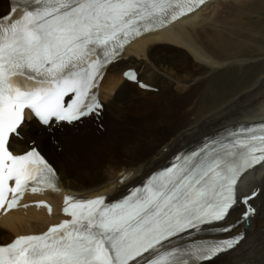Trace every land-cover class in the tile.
<instances>
[{
	"label": "snow or ice",
	"instance_id": "6c2138e0",
	"mask_svg": "<svg viewBox=\"0 0 264 264\" xmlns=\"http://www.w3.org/2000/svg\"><path fill=\"white\" fill-rule=\"evenodd\" d=\"M203 3L9 0L0 13V206L11 209L26 186L36 191L57 179L34 142L12 150L28 114L45 131L99 114L104 105L93 89L121 62L128 38ZM123 76L150 87L134 69ZM258 165H264V133L206 135L194 150L175 154L170 166L136 179L127 170L120 179L131 186L124 184L116 198L66 196L63 212L70 218L0 245V264H217L246 238L236 228L249 223L258 193L241 198L236 185Z\"/></svg>",
	"mask_w": 264,
	"mask_h": 264
},
{
	"label": "bare ground",
	"instance_id": "6f19581e",
	"mask_svg": "<svg viewBox=\"0 0 264 264\" xmlns=\"http://www.w3.org/2000/svg\"><path fill=\"white\" fill-rule=\"evenodd\" d=\"M0 2L4 12L9 0L7 6L5 0ZM263 14L264 0H210L192 14L126 45L121 62L104 73L98 86V98L104 107L97 120L91 115L74 126L60 127L62 131L54 127L51 134L37 122L27 120L21 133L23 140L16 139L13 150L18 153L33 140L43 138L44 145L49 136L58 137L62 153L58 155L49 148L55 157L58 188L28 197L48 199L53 205L50 215L41 207L29 206L1 216L0 239L39 233L49 223L57 222L65 194L89 198L107 192L110 199L116 198L124 184L131 186L127 179H120L127 170L134 173L133 179L144 177L206 135L235 123L264 121V72L238 94L208 106L221 73L233 65L247 68L250 57H242L246 52L264 55V46L257 41L262 30L253 27ZM248 24L250 27H246ZM261 64L264 67V59ZM129 68H135L140 80L158 91L146 92L123 79L122 72ZM147 93L156 99L144 100L142 96ZM99 121L105 123L103 132L92 126ZM108 122L115 127V132L109 133V145H117L122 152L112 149L104 157L91 159L89 153L85 155L84 144L98 143L107 132ZM121 153L127 158H121ZM238 190L241 195L258 191L251 200L256 211L249 225L243 227L246 238L235 251L222 255L217 264H264V165L246 173ZM239 209L231 220L239 217Z\"/></svg>",
	"mask_w": 264,
	"mask_h": 264
},
{
	"label": "rangeland",
	"instance_id": "374dc122",
	"mask_svg": "<svg viewBox=\"0 0 264 264\" xmlns=\"http://www.w3.org/2000/svg\"><path fill=\"white\" fill-rule=\"evenodd\" d=\"M5 2H6L5 6H7V0H5ZM1 11H2V3L0 2V13H2ZM255 15H256V13L252 14L253 17H255ZM235 18L236 17L234 16V19ZM253 21H254V19H253ZM255 23L257 25L253 24L254 30H257L259 32H261V30H262V34H260L261 38L258 37L259 40L257 38V41L261 46L262 45L264 46V14H263V17L261 16V19L259 21H256ZM226 25H228V24H226ZM246 27H250V25L249 26L246 25ZM242 57H245V58L250 57V60H247V62L249 63L247 68H245L243 70V69L237 68L236 67L237 65H233L236 68L233 67V68H230L229 71H225V72L221 73L215 82L216 90L213 94V99L211 100L210 103H208V106L212 105L214 102L225 101V100L229 99L232 95L238 94L240 91H242L244 88H246L249 84H251L257 75L264 72V67L261 64V62L264 59V55H262V53L246 52L245 55H243ZM243 63H238V64L243 65ZM153 88H154V90H145V91L149 92V93H156L158 91L157 88L156 87H153ZM169 89H171V91H174V88H169ZM142 97L146 101L156 99L155 95L152 96L148 93L146 95H143ZM104 124L105 123H103L102 121L101 122L99 121V122H93L92 126L97 128L101 132H103L104 131L103 129L105 126ZM58 129H59L58 131H62L61 128H58ZM45 132L47 134L52 133L51 130H48ZM111 132H113V133L115 132V127L113 126V124L111 122H108L107 132L103 134V137H101V139L98 141V143H97V141H95V142L91 141L92 143L89 142L87 145L84 144V146L86 148L85 155H87L89 153L90 158L92 159V158L104 157L107 154H109L110 151H112V149H114L115 151L117 150L118 152L119 151L122 152L120 150V148H118L117 145L116 146L112 145L110 147L109 143L111 141V138H110L109 133H111ZM33 142L35 143V146L47 157V159L49 160V163H51L54 166V168L56 169L55 157L52 153L49 152V148L51 151L54 150L56 153H59L58 155H60L62 153L63 149H62V145H60V140L58 139V137L49 136V138L45 139V144H44L45 147H44V145H42L43 144V138L41 140H37V141L33 140L29 145H31ZM101 142H103V143H101ZM78 148H80V147H78ZM85 148H83V149H85ZM63 157L65 158V156H63ZM121 158H127V155H123L121 153ZM118 161H120V160H118ZM72 167L73 166H71V168ZM8 240H9V238L8 239L7 238L6 239H0V243H4Z\"/></svg>",
	"mask_w": 264,
	"mask_h": 264
}]
</instances>
